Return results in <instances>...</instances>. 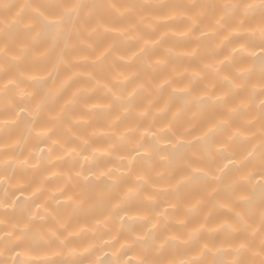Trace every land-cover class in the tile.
Wrapping results in <instances>:
<instances>
[{
	"label": "clouds",
	"instance_id": "obj_1",
	"mask_svg": "<svg viewBox=\"0 0 264 264\" xmlns=\"http://www.w3.org/2000/svg\"><path fill=\"white\" fill-rule=\"evenodd\" d=\"M0 264H264V0H0Z\"/></svg>",
	"mask_w": 264,
	"mask_h": 264
}]
</instances>
